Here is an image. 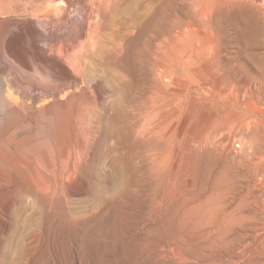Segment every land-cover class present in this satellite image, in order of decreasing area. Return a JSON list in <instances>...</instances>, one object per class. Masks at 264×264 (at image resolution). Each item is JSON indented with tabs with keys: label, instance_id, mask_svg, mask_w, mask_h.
<instances>
[{
	"label": "rangeland",
	"instance_id": "374dc122",
	"mask_svg": "<svg viewBox=\"0 0 264 264\" xmlns=\"http://www.w3.org/2000/svg\"><path fill=\"white\" fill-rule=\"evenodd\" d=\"M99 1L0 0V25L25 18L46 54L84 67L78 86L32 98L0 55V264H264V133L252 134L264 130V0H171L187 46L182 84L163 83L183 90L184 156L126 177L108 175L110 144L95 129L70 159L57 151L82 98L111 101L94 70L120 0H105V20Z\"/></svg>",
	"mask_w": 264,
	"mask_h": 264
},
{
	"label": "bare ground",
	"instance_id": "6f19581e",
	"mask_svg": "<svg viewBox=\"0 0 264 264\" xmlns=\"http://www.w3.org/2000/svg\"><path fill=\"white\" fill-rule=\"evenodd\" d=\"M172 1L162 0L163 9L158 10L151 2L143 3L141 0L116 3L110 29L101 34L107 37L100 49L105 61L94 70L104 81L111 101L99 104L98 101L81 99L79 113L73 119L74 125L63 132L65 145L57 147L60 159H70L76 150L75 142L86 141L93 129L110 144L109 176L126 177L138 169L161 173L169 167L170 159L183 158L186 138L183 90H169L163 83L171 79L178 88L184 75L185 31L177 20L166 16L170 11L176 13ZM99 3L97 12L102 17L103 8L107 5H104L105 0ZM234 16L240 19L244 29L254 32L255 21L251 14L239 10ZM36 29L31 22L20 17L16 21L4 20L0 25V55L4 57L2 66L7 71L8 81L32 98L45 97L46 94L56 96L78 86L84 77L80 58L71 59L68 53L46 54L40 46ZM85 45L79 51L81 57L85 54ZM158 81L162 84H157ZM52 86L53 91L48 92ZM145 90L148 91V100L139 109ZM262 130H255L252 134L257 131L262 135ZM76 131H79L77 135ZM70 143L71 147H68ZM98 159L99 164L104 162V152L99 151ZM96 171L104 175L100 165Z\"/></svg>",
	"mask_w": 264,
	"mask_h": 264
},
{
	"label": "water",
	"instance_id": "95a60500",
	"mask_svg": "<svg viewBox=\"0 0 264 264\" xmlns=\"http://www.w3.org/2000/svg\"><path fill=\"white\" fill-rule=\"evenodd\" d=\"M18 27H19V24H18Z\"/></svg>",
	"mask_w": 264,
	"mask_h": 264
}]
</instances>
